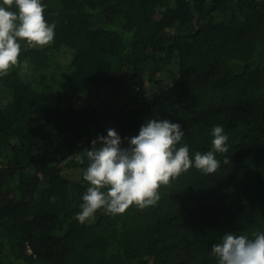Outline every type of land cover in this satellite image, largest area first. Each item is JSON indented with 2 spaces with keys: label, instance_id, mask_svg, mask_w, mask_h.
<instances>
[{
  "label": "trees",
  "instance_id": "trees-1",
  "mask_svg": "<svg viewBox=\"0 0 264 264\" xmlns=\"http://www.w3.org/2000/svg\"><path fill=\"white\" fill-rule=\"evenodd\" d=\"M41 3L54 42H21L0 77V264H218L224 234L264 232V0ZM150 119L181 124L193 160L222 126L220 168L79 223L91 142L127 147Z\"/></svg>",
  "mask_w": 264,
  "mask_h": 264
},
{
  "label": "clouds",
  "instance_id": "clouds-1",
  "mask_svg": "<svg viewBox=\"0 0 264 264\" xmlns=\"http://www.w3.org/2000/svg\"><path fill=\"white\" fill-rule=\"evenodd\" d=\"M13 7L16 11L11 10ZM44 12L41 0H2L0 77L20 67L21 42L33 49L54 42L56 25L46 21ZM183 136L182 125L166 119L147 120L138 135L124 138L128 140L127 147L121 146V137L114 129H108L107 136H98L86 152L88 163L83 180L89 186L75 219L85 224L100 210L117 215L133 205L140 210L155 207L161 199V187L170 186L192 167L204 174H215L221 163L215 153L229 151L223 127H213L212 150L197 151L194 160L186 144L177 147ZM75 159L83 164L85 156L77 155ZM228 162L225 158L224 163ZM252 237L224 234L220 243L212 245L211 254L218 264H264V232H254Z\"/></svg>",
  "mask_w": 264,
  "mask_h": 264
},
{
  "label": "rangeland",
  "instance_id": "rangeland-1",
  "mask_svg": "<svg viewBox=\"0 0 264 264\" xmlns=\"http://www.w3.org/2000/svg\"><path fill=\"white\" fill-rule=\"evenodd\" d=\"M79 102H80V103H84V102H85V98L82 99V100H80Z\"/></svg>",
  "mask_w": 264,
  "mask_h": 264
}]
</instances>
